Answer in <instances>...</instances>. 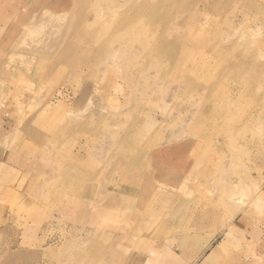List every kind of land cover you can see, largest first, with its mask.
I'll use <instances>...</instances> for the list:
<instances>
[{
    "label": "rangeland",
    "instance_id": "1",
    "mask_svg": "<svg viewBox=\"0 0 264 264\" xmlns=\"http://www.w3.org/2000/svg\"><path fill=\"white\" fill-rule=\"evenodd\" d=\"M22 18L0 264H188L177 226H264V0H0Z\"/></svg>",
    "mask_w": 264,
    "mask_h": 264
},
{
    "label": "crops",
    "instance_id": "2",
    "mask_svg": "<svg viewBox=\"0 0 264 264\" xmlns=\"http://www.w3.org/2000/svg\"><path fill=\"white\" fill-rule=\"evenodd\" d=\"M30 15L31 14H26L27 17H29ZM39 27L40 26L38 20L34 18H31L30 21H28V19L26 18H22L21 22H18V20L16 19L10 20V22L4 23L2 26L0 25V188L2 186L1 182H3L1 180L6 179V174H4V172L9 171L10 174H13L14 171H21V160H8L9 152H7L6 148L8 139L13 134H19L22 135L25 139H29L26 132L24 133V131L22 130L13 129V126L10 124L15 122V120L7 119V117L4 115V107L6 106L5 99L9 95V93L17 90L16 88H14V86L12 87L13 84L11 83H14L15 80H13L12 76L17 72L19 73L17 75H20L21 78L22 75L26 73L25 71H23L24 62L21 61L25 59L27 60L26 63L29 62V60L27 59L29 55H24V45H27L29 41H34L37 36L39 37ZM27 31H30V33L28 34ZM19 59H21V61H19ZM25 190L26 189L23 187L22 193H24ZM183 209L184 207H182V210ZM202 217V214L197 215V219ZM185 229L186 228L184 226L179 225L176 228V233L177 235H189V237L174 238L171 240L165 239V243L170 244L172 242L175 244V246L173 250L168 247L164 249H166L165 252L171 251L180 258V255L182 253L181 248H183V246L188 241L192 240V243L198 241L201 243L205 242L200 251L188 264H196V262L198 261V264H201L203 260H205V258L210 254V252L215 247L221 244L224 246L225 251L228 252L230 251V249H232L233 252L237 255L234 260L229 259L228 263L223 264H264L263 225L255 224L254 228L249 231L247 230V228L241 227L240 222H235L233 223V225L226 222L222 226L217 225L216 228L213 226V223H206L205 226L201 225L189 230ZM154 234L155 231L150 234L148 233V237L145 238L144 243H146L147 241L149 242L151 239H153L152 235ZM218 238H220L219 242H217V245H214L213 243ZM162 247L163 246L161 244L160 248ZM152 249L154 250V248ZM207 250L210 251L206 253V255H204V252H206ZM176 251H179L180 253H177ZM233 252L232 254H234Z\"/></svg>",
    "mask_w": 264,
    "mask_h": 264
}]
</instances>
